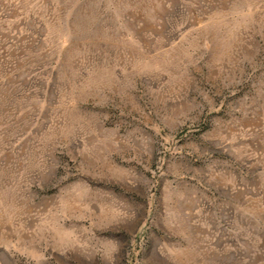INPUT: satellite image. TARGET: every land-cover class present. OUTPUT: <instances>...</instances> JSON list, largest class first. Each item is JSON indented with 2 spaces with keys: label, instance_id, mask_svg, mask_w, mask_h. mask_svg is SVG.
<instances>
[{
  "label": "rangeland",
  "instance_id": "obj_1",
  "mask_svg": "<svg viewBox=\"0 0 264 264\" xmlns=\"http://www.w3.org/2000/svg\"><path fill=\"white\" fill-rule=\"evenodd\" d=\"M0 264H264V0H0Z\"/></svg>",
  "mask_w": 264,
  "mask_h": 264
}]
</instances>
